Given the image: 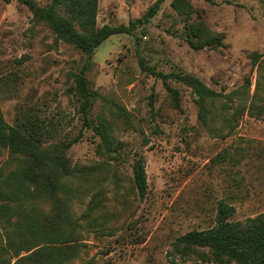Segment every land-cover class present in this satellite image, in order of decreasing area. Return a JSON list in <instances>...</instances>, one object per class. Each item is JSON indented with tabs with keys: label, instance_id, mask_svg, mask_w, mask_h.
I'll use <instances>...</instances> for the list:
<instances>
[{
	"label": "rangeland",
	"instance_id": "374dc122",
	"mask_svg": "<svg viewBox=\"0 0 264 264\" xmlns=\"http://www.w3.org/2000/svg\"><path fill=\"white\" fill-rule=\"evenodd\" d=\"M155 1L99 0L97 25H128ZM172 1L132 33L113 34L96 48L87 76L97 92L90 119L100 132L84 124L73 91L82 50L35 21L18 0H0L5 118L15 124L32 112L54 124L43 147L69 144L64 152L76 168L61 193L70 216L64 229L72 233L57 245L78 246L67 264L91 257L102 264H216L206 261L208 248L185 247L179 237L213 227L222 198L235 207L234 220L264 213V114L257 115L264 106V0H187L192 8L182 14ZM198 37L222 42L196 48L190 40ZM140 57L157 71L192 74L221 93L204 102L205 119L188 85L168 80L178 91V108ZM141 156L148 178L143 199L133 178ZM16 164L0 146V175ZM53 202L37 198L20 211L52 222ZM8 229L0 217V259L15 264L40 247L15 256Z\"/></svg>",
	"mask_w": 264,
	"mask_h": 264
},
{
	"label": "trees",
	"instance_id": "16d2710c",
	"mask_svg": "<svg viewBox=\"0 0 264 264\" xmlns=\"http://www.w3.org/2000/svg\"><path fill=\"white\" fill-rule=\"evenodd\" d=\"M18 1L32 11L35 21L45 22L56 33L57 38L76 45L85 54L83 65L72 73L73 91L84 124L88 127L94 126L101 132V128L90 119L97 92L91 88L87 71L94 62L95 50L111 35L132 33L139 23L151 20L165 0H156L143 17L128 25L104 24L101 27L97 25L99 0H49L46 5H40L37 0ZM172 6L180 14L192 8L187 0H173ZM199 40L202 38L191 39L190 44L200 48L222 42L219 37L208 38L202 42ZM140 60L144 70L163 79L167 89L174 95L178 108L180 98L178 91L168 81L171 78L184 82L199 97L204 119V102L221 95L192 74L180 71L163 73L148 66L142 57ZM256 62L257 59L254 60ZM263 114L264 106L258 110L257 115ZM54 131V124L51 123L50 128L45 119L38 118L32 112L23 113L15 124H10L0 105V146L6 148L17 162L15 169L6 175H0V217L9 225L8 245L15 256H19L22 250L31 251L40 246L30 254L19 257L15 264H67L77 257L78 246L57 245L65 244L72 233H67L64 229L70 222V216L61 193L67 187L68 178L75 175L73 173L76 168L71 167L64 152L69 144L57 143L51 148L43 147L45 139L52 136ZM133 178L135 188L143 199L148 191L146 160L143 156L137 158L133 165ZM37 198L54 201V221L43 223L40 220H30L27 214L20 211V207ZM234 213L235 207L222 198L218 203L215 225L207 229L188 231L179 237V241L185 247L208 248L211 252V256L206 258L208 262L264 264V213L250 217L245 222L232 219ZM14 216L17 218L14 219ZM0 264L10 262L1 258ZM84 264L102 263L91 257Z\"/></svg>",
	"mask_w": 264,
	"mask_h": 264
}]
</instances>
